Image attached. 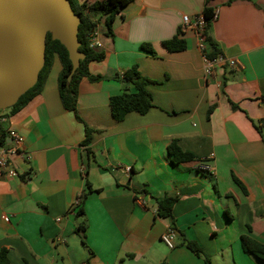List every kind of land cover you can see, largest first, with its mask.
Returning a JSON list of instances; mask_svg holds the SVG:
<instances>
[{"label": "crops", "instance_id": "obj_1", "mask_svg": "<svg viewBox=\"0 0 264 264\" xmlns=\"http://www.w3.org/2000/svg\"><path fill=\"white\" fill-rule=\"evenodd\" d=\"M207 4L215 14L208 33L237 66L217 61L207 75L196 31L182 30V15L201 14L204 0H132L110 29L106 14L85 8L96 23L92 48L102 56L88 63L101 79L78 84L81 120L60 101L56 56L40 92L1 118L6 133L23 136L0 169V250L12 264H205V256L210 264H263L243 250L240 235L264 243V141L251 121L264 119V0ZM178 31L186 47L170 52L162 41ZM133 64L156 81L146 86L152 107L116 120L109 98L135 91L121 80ZM259 125L264 132V120ZM85 126L93 130L88 156ZM173 139L195 160L171 163ZM3 147L12 149L13 140ZM199 160L211 170H199ZM164 196L175 197L172 221L157 214ZM167 230L173 248L160 239Z\"/></svg>", "mask_w": 264, "mask_h": 264}, {"label": "trees", "instance_id": "obj_2", "mask_svg": "<svg viewBox=\"0 0 264 264\" xmlns=\"http://www.w3.org/2000/svg\"><path fill=\"white\" fill-rule=\"evenodd\" d=\"M130 1L132 0H94L87 5L85 3H80L78 0H69L72 9L76 14L79 15L80 18L77 31V38L80 43L78 49L82 51L85 56L79 60L78 67L73 71L71 77L68 78L72 68L71 61L68 57V52L58 40L52 39L51 34L47 32L45 37V60L38 73L36 83L23 94H21L13 105L5 109H0V112H2L0 115V147L5 146L7 142V133L2 126L1 118L15 114L40 92L55 56L61 63V70L58 74L57 84L58 94L62 106L66 110L73 111L76 118L81 120L76 113L78 84L83 77H86L90 80L101 79V76L92 75L89 72L88 63L102 56L100 52L95 51L89 45V36L95 32L96 23L91 18H89V16H87L84 9L88 8L90 10L100 11L101 13L106 14V23L110 29L114 16L119 13L120 9ZM208 1L209 0H204V7L201 12L205 20L204 30L201 32V35L206 44L203 54L209 59H214L220 54V50L218 49L216 42L210 37L208 33L209 25L214 19V13L212 8L208 6ZM180 34L181 32L178 31L171 38L162 41V45L166 48V50L175 52L185 49L186 42L185 39L180 36ZM140 47L152 55L155 54V51L148 43H142ZM121 80L132 84L135 88V91L130 92L123 90L120 94L110 96V113L114 119H121L129 111H135L143 114L150 107H152V96L147 90L146 86L149 83H156V81L142 76L138 71L136 64H133L131 67L123 71L121 74ZM234 106L237 108V105ZM213 107L214 104L209 107L208 114L213 109ZM263 120L264 119L251 121L254 127L260 132L262 140L264 141V132H262L261 126L259 125V122ZM92 132L93 130L91 128L85 126L84 138L81 143L85 146L86 156H88L90 152L88 147L92 140ZM166 149L169 159L173 164L195 160L194 154L189 150L182 149L175 139L171 140L167 144ZM85 183L86 187L88 188L90 186L89 182L86 180ZM84 196L85 194L81 195V197ZM174 202L175 197L173 196H164L163 198L158 199L157 214L172 221V206ZM76 214L81 215L82 209H78ZM84 229L85 225L83 224L77 226V231L81 233L83 244H85L83 233ZM240 241L245 252L253 255L258 261L264 264V243L245 233L240 235ZM185 244L195 254H201V248L195 242L185 240ZM204 260L205 264H210L209 258L207 256L204 257ZM0 264H12L7 257L6 248H1L0 250Z\"/></svg>", "mask_w": 264, "mask_h": 264}, {"label": "water", "instance_id": "obj_3", "mask_svg": "<svg viewBox=\"0 0 264 264\" xmlns=\"http://www.w3.org/2000/svg\"><path fill=\"white\" fill-rule=\"evenodd\" d=\"M79 22L69 0H0V109L36 83L47 32L66 48L71 77L85 56L78 49Z\"/></svg>", "mask_w": 264, "mask_h": 264}, {"label": "built area", "instance_id": "obj_4", "mask_svg": "<svg viewBox=\"0 0 264 264\" xmlns=\"http://www.w3.org/2000/svg\"><path fill=\"white\" fill-rule=\"evenodd\" d=\"M213 17H215V14L213 15ZM204 26H205V20L202 14H198L195 15L193 17H190L186 14L182 15L181 18V27L182 30L185 29H194L196 31L197 34V38H198V43L197 46L199 48V50L201 51L203 57H204V71L207 75H210L213 71V68L215 67V64L217 61H222L224 62L225 65H228L229 67H235L237 66V62L234 59H228L226 60L221 54H219L216 58L214 59H209L207 58L204 54H203V50L206 48V44L203 40V37L201 35V32L204 30ZM95 32H93L90 36H89V45L91 47L98 45V43L96 44L95 41ZM7 137L11 138V140H13L14 142V147L10 150L5 149L3 146L0 147V169L5 168L6 164H7V154H9L12 151H15L17 149L16 146L21 145L22 141H23V136L21 134H19L18 132H16L15 130H8L7 131ZM197 168L201 171H210L211 167L205 163L203 160H199L198 164H197ZM127 171L129 170V167L125 168ZM7 173L9 175H16V171L14 169H9L7 167ZM81 193L78 194L77 198L75 199V201L73 202V204L71 205L70 209L72 208H76L77 206H79V203L81 201ZM2 219L6 222L9 221V217L6 214H2L1 215ZM161 241L168 247V248H173L175 246V234L172 230H167L165 232H163L160 236Z\"/></svg>", "mask_w": 264, "mask_h": 264}]
</instances>
